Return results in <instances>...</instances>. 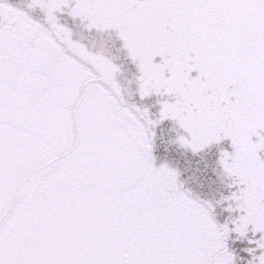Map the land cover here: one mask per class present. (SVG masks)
I'll return each mask as SVG.
<instances>
[{
    "label": "snow or ice",
    "instance_id": "6c2138e0",
    "mask_svg": "<svg viewBox=\"0 0 264 264\" xmlns=\"http://www.w3.org/2000/svg\"><path fill=\"white\" fill-rule=\"evenodd\" d=\"M0 264H264V0H0Z\"/></svg>",
    "mask_w": 264,
    "mask_h": 264
}]
</instances>
